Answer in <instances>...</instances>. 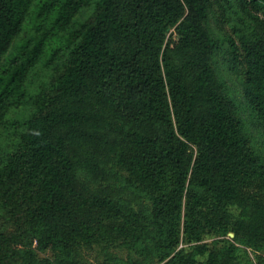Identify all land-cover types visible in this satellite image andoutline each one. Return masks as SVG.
Wrapping results in <instances>:
<instances>
[{"label": "trees", "instance_id": "obj_1", "mask_svg": "<svg viewBox=\"0 0 264 264\" xmlns=\"http://www.w3.org/2000/svg\"><path fill=\"white\" fill-rule=\"evenodd\" d=\"M216 9L232 27L220 38ZM220 50L264 128V0H0V127L12 107L34 108L11 123L0 201L36 242L0 232V264H238V243L262 259L264 160L215 68ZM42 62L55 75L32 94ZM116 163L149 209L110 193Z\"/></svg>", "mask_w": 264, "mask_h": 264}, {"label": "rangeland", "instance_id": "obj_2", "mask_svg": "<svg viewBox=\"0 0 264 264\" xmlns=\"http://www.w3.org/2000/svg\"><path fill=\"white\" fill-rule=\"evenodd\" d=\"M93 12V8L89 7L84 9L77 17L78 21H84L88 19ZM35 22L33 18H29L26 22L24 31L22 32L19 40L27 38L30 34H33V27ZM208 28L215 37H222L224 32L231 33L232 27L230 23H226L221 11L216 9L212 14ZM172 31V30H171ZM224 46V45H223ZM222 46V47H223ZM224 48H222L223 50ZM222 50L218 51L214 57V65L218 72L219 77L225 82L228 95L232 97L238 107L240 116L244 120L247 133L252 139L253 145L257 153L264 160V128L257 121L249 108L247 101L244 98L243 89L240 78L229 71L226 63L224 62V56ZM55 75L53 66L46 67L44 62L36 65V67L30 72L26 79V88L32 94H37L41 91L44 85H49ZM34 108L31 103L25 104L20 107H12L6 114V123L0 127V157L7 151L11 150L16 145V140L19 134L16 128L11 124L13 121L24 120L29 117ZM112 173L106 185L109 187L110 193L118 200L122 205L128 206L136 210L149 209L150 203L148 202L144 193L138 189H134L128 182V173L121 168L119 163H116L112 167ZM0 232L7 235H11L18 247L24 248L30 247L36 249V242L31 245L33 237L27 233L25 227L21 226L15 221L10 219L5 210L3 209L0 201ZM231 233V232H230ZM230 233L221 236L205 237V242L211 243L214 240L218 241H230ZM103 243L94 245L91 249L85 251V261H94L95 257L102 251ZM238 251V264H264V254L262 259L259 257L262 253L255 251L251 246H245L237 244ZM114 255L122 258L128 257L129 253L123 247H114L111 249ZM55 252L52 250L37 251L36 258L53 259Z\"/></svg>", "mask_w": 264, "mask_h": 264}, {"label": "water", "instance_id": "obj_3", "mask_svg": "<svg viewBox=\"0 0 264 264\" xmlns=\"http://www.w3.org/2000/svg\"><path fill=\"white\" fill-rule=\"evenodd\" d=\"M230 236H231V237H234V233H230Z\"/></svg>", "mask_w": 264, "mask_h": 264}]
</instances>
